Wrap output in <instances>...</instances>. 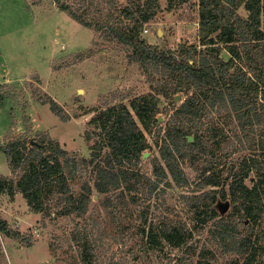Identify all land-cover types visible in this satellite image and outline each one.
I'll return each instance as SVG.
<instances>
[{
    "label": "rangeland",
    "instance_id": "rangeland-1",
    "mask_svg": "<svg viewBox=\"0 0 264 264\" xmlns=\"http://www.w3.org/2000/svg\"><path fill=\"white\" fill-rule=\"evenodd\" d=\"M61 1L94 22L128 23L121 15L128 5L126 0ZM173 1L175 6L169 8L168 0H159L158 13L142 25L140 33L162 50L198 44V0ZM238 12L246 16L243 9ZM131 53V47L107 29L83 26L53 0H0V146L25 139L46 148L49 136L67 151L88 157L84 134L93 130V126H86L92 113L114 104L129 106L134 97L154 93L159 112L157 120L143 128L150 147L135 169L155 180L154 165L164 166L158 146L184 96L180 93L178 100L174 96L171 101L158 95L159 71L143 66ZM220 55L228 57L225 51ZM50 100L67 116L54 112ZM217 117L215 110L209 111L185 126L193 134H203ZM228 130L231 135L225 148L213 158L215 167L224 173L251 152L243 132ZM203 158L198 156L197 160ZM189 159H180L188 180L185 185H176L168 176L151 193L145 186L131 195L123 193L121 198L118 191L95 193L81 216L62 214L63 204L53 202L47 212H34L17 189L13 196L0 192V220L13 233L0 231V264H83L85 246L90 248L93 264H196L209 242L207 226H201L185 197L201 192L196 191L201 164L192 165ZM20 172V168L11 170L6 153L0 149V176L16 180ZM252 175L245 178L248 185ZM78 185V179L70 184L72 189ZM207 189L211 188L201 190ZM221 202L228 205L222 212L230 214V199ZM144 218L145 225L177 224L190 236L178 247L163 240L157 245L147 243L139 231ZM205 255L214 264H235L219 250ZM259 260L264 264V254Z\"/></svg>",
    "mask_w": 264,
    "mask_h": 264
},
{
    "label": "trees",
    "instance_id": "trees-1",
    "mask_svg": "<svg viewBox=\"0 0 264 264\" xmlns=\"http://www.w3.org/2000/svg\"><path fill=\"white\" fill-rule=\"evenodd\" d=\"M126 1L121 15L128 23L114 25L94 22L70 4L53 0L83 26L107 29L131 47L135 60L159 71L158 95L172 101L176 94H183L158 146L164 166L154 165L156 179L135 169L150 147L143 128H149L159 112L156 95L146 93L131 99L129 106L114 104L92 113L86 126L93 130L84 134L88 157L67 151L49 136L46 148L25 139L0 146L11 170L21 169L16 180L0 176V192L13 196L17 189L34 212H47L53 202L63 204L60 213L81 216L95 193L118 191L121 198L123 193L131 195L144 186L151 193L168 176L176 185H185L188 180L180 159L188 157L192 165H202L196 187L201 192L185 197L201 226H207L209 242L196 264H214L211 258L205 259V254L214 250L235 264H263L259 259L264 254V0H198V44H179L166 50L140 36L142 25L158 13L159 0ZM168 1V7L173 8L176 2ZM223 51L228 54L226 59L220 55ZM50 101L54 112L67 116L60 105ZM213 110L217 121L207 132L193 134L185 126ZM228 129L235 134L243 132L251 152L224 173L215 167L213 158L225 148L231 135ZM191 134L194 140L188 141ZM202 155L203 160H197ZM251 173L252 184L248 185L245 178ZM77 179L78 188L72 189L70 184ZM207 187L211 189L201 190ZM227 198L232 211L225 215L221 201ZM145 223L144 218L139 231L147 243L157 245L163 240L178 247L190 236L177 224ZM0 231L13 235L3 220ZM81 259L83 264H93L89 247L83 248Z\"/></svg>",
    "mask_w": 264,
    "mask_h": 264
},
{
    "label": "water",
    "instance_id": "water-1",
    "mask_svg": "<svg viewBox=\"0 0 264 264\" xmlns=\"http://www.w3.org/2000/svg\"><path fill=\"white\" fill-rule=\"evenodd\" d=\"M180 97H181V94L178 93V94L175 95L174 99L178 100ZM187 137H188V141H192L193 140V136L188 135ZM146 154H148V153L144 152L143 153V157L146 156ZM227 207H228V205H227V203H225V205L223 206V211H225L227 209Z\"/></svg>",
    "mask_w": 264,
    "mask_h": 264
}]
</instances>
